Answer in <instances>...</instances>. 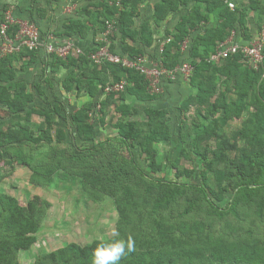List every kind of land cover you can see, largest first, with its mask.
Returning a JSON list of instances; mask_svg holds the SVG:
<instances>
[{
  "label": "rangeland",
  "instance_id": "1",
  "mask_svg": "<svg viewBox=\"0 0 264 264\" xmlns=\"http://www.w3.org/2000/svg\"><path fill=\"white\" fill-rule=\"evenodd\" d=\"M263 21L264 14L257 16V23L253 28L258 29L259 34L261 32L259 26ZM21 25L24 29L35 26L25 23ZM110 29L112 31L114 27L111 26ZM247 33L251 35V31ZM43 35L47 40L48 34ZM108 37L102 35L95 45L105 43ZM76 45L83 53L88 51L85 46ZM122 46L124 45H113L110 41L108 51L122 55ZM25 55L27 54L21 53L15 61L17 68L19 66L23 68ZM147 59L150 60V56ZM147 65H150V62ZM192 75L189 69H186L177 73L175 79L165 81V87L171 85L169 95L158 96L149 102L132 101L130 98L129 103L135 105L137 109L133 116H122L117 113L118 100L108 101L104 113L99 112L94 117L93 138L86 143L77 136L69 119L55 114L52 127L54 137L58 128L67 131V138L62 143L32 144L21 139L0 144V150L5 155L0 159V195H12L26 207L32 225L31 235L37 239L29 249L0 248V264H37L46 254L69 243L86 246L95 240L118 238V203L125 186H130L136 194V203L130 210L132 220L130 233L133 234L135 249L152 246L148 239L160 237V233L155 232V222H159L169 233L167 228L172 225L175 227L182 222L195 221L205 223V231L200 238L184 236L185 234L182 235L181 232H178V237L189 243L183 246L187 251L192 247L201 250L196 253V262L199 258L205 260L208 257L203 245L206 236L222 237L226 242L258 239L264 246V211L262 213L258 211L259 199L251 202L242 201L236 206L235 213L229 211L232 189L239 183V178L235 176L220 180L218 177L220 171L226 170L229 159H233L235 170L238 167L245 172L246 163L252 154H264V146L252 143L250 138L243 136L245 121L252 122L256 119L254 92L250 91L242 116L231 119L226 126L217 127L213 133L215 119L221 115L216 101L222 90H229L227 93L229 102L234 103L238 99L233 83L234 77H239V72L228 70L225 74L212 73L211 67L204 70L196 82L202 81L205 86H210L212 95L204 103L192 100L186 113H183L184 101L197 93V88L192 86ZM227 79L232 81L225 84L224 81ZM48 92L53 102L51 91ZM68 97L70 98L66 103L75 106L76 109L90 101L88 96L76 99L74 93ZM105 98L106 95L99 96V100ZM12 105V109L2 107V123L5 129L28 127L34 136L44 133L47 126L42 115L35 113L30 117L26 116L21 111L22 101L15 99ZM31 106L39 109L49 108L39 97L35 98ZM148 108L165 109L168 110V114L153 121L145 113ZM128 121H134L136 127L142 131L132 154L118 136V129L115 127ZM159 128L169 130L172 137L167 141L153 143V148L157 150L156 159L160 164L158 169L153 170L150 166V157L142 145L146 144L145 136ZM248 128L249 132L254 131L253 125H249ZM99 143H104L103 147L92 148ZM194 147L208 152L212 159L213 166L206 186L210 202L200 191V187H203L204 165ZM18 151L34 158L35 164L42 165L45 170H53L46 176V180H49L47 184L32 183V169L17 160L12 162L14 154L16 156ZM102 164L106 167H102ZM112 172L127 173L126 177L118 179L116 188H112L107 179ZM153 181L177 184L185 189V192L178 196L169 208L155 211L154 203L162 191L156 186L150 192L146 190L147 184ZM222 189L227 191L223 199L219 200L217 195ZM191 202H194L192 207ZM188 208L189 211L185 212ZM222 211L223 215L220 214ZM3 213L5 210L0 205V214ZM13 239L0 230L1 241ZM170 251L174 250L171 248ZM185 263L186 257L182 256L179 264Z\"/></svg>",
  "mask_w": 264,
  "mask_h": 264
},
{
  "label": "trees",
  "instance_id": "2",
  "mask_svg": "<svg viewBox=\"0 0 264 264\" xmlns=\"http://www.w3.org/2000/svg\"><path fill=\"white\" fill-rule=\"evenodd\" d=\"M145 0H106L100 3L103 12L104 29L109 30V23H114L115 30L113 34L108 35V40L117 38L120 35V42L126 43L127 39L136 40L138 32L135 31V18L138 16L139 4ZM229 0H161L155 5V22L160 23L165 20L169 14L180 10L181 6H190L189 12L184 15L175 31L168 33L167 36L172 37V41L165 45L163 53V62L168 69H174L182 62L190 61L194 68V73L191 76L192 86L197 88L195 96H190L184 101L183 113H186L192 100L199 103H204L212 95L210 86H205L204 82H196L202 76V72L211 67L212 73L225 74L228 70L239 72V77H234L233 89L238 95V99L231 103L227 99L229 90H222L217 101V109L221 112L213 124L212 132L214 133L217 127L226 126L233 118L242 116L246 109L247 97L250 96L251 90L254 92V105L256 107L255 121H245L244 137L250 138L252 143H258L264 146V62L258 68H254L245 64L241 56L230 57L218 63L210 60L211 55L221 42L226 41L232 35L233 31L241 32L243 36L248 38L250 35L247 27L248 14L247 11L259 10L260 16L264 14V8L258 9L256 0H250L248 7L242 9L235 7L232 9ZM7 9H5L6 11ZM264 21L259 26L261 31ZM86 27L83 23H75L74 26H68V30L77 29L82 32ZM200 32L195 36L194 31ZM20 30V25L15 24L10 30V33L15 36ZM75 31V30H74ZM71 31L69 33H72ZM143 43L151 45L153 42V32L149 29V25H142ZM245 38V39H246ZM110 39V41H111ZM189 43L186 51H182L183 44ZM113 43V42H112ZM98 46L105 43L97 44ZM114 45V44H113ZM97 51V47L85 52L84 54L75 57L67 56L60 57L57 54H52V71H57L61 67L72 69L63 82V87L67 93L77 90V93L85 91L92 98L86 102L81 108L72 107L63 99L49 101L42 84L35 85V90L40 97L44 99L48 109H39L31 106L35 99V94L30 92L26 82L16 81V68L14 62L19 58V54H12L0 59V144L11 141L24 139L32 144L46 143L47 145L54 142L62 143L67 138V131L63 128L56 130V135L52 134L54 115L61 118L69 119L77 136L84 142H88L93 138L95 125L92 122L94 117L91 113L94 107L101 104L100 112L104 113L105 107L110 100L125 101L127 94L136 96L141 101H152L158 98L157 94H153L150 89L149 80L136 68L126 67L121 63L105 62L104 64H96L91 59V54ZM187 52V53H186ZM29 54L30 61L26 64L35 63L37 60L36 51L27 50L22 54ZM142 55V52L134 47L127 46L122 56L137 57ZM54 56V57H53ZM111 63V64H110ZM25 65V66H26ZM104 66L103 71H99L98 67ZM90 70L89 74L86 70ZM92 71V72H91ZM101 72H104L101 73ZM85 78L87 81L85 82ZM233 79V78H232ZM232 79L224 81L225 84L231 82ZM234 80V79H233ZM125 81L127 83L124 91H111L106 94L104 100H99L100 92L105 93L108 85H116ZM85 82V83H84ZM253 88V89H252ZM22 101L23 107L21 111L28 117L33 114H40L45 118L47 128L44 133L39 136H34L28 127H20L19 129H5L2 123V107L9 109L13 108L14 100ZM116 111L122 116H133L137 109L129 106L127 103H116ZM145 113L153 121L164 118L168 114V110H160L148 108ZM103 122V120H102ZM253 125V132L248 131V126ZM118 129V136L126 145L128 151L132 154L137 147V141L140 138L142 131L136 127L134 121H128L125 124L119 123L115 126ZM245 134V135H244ZM172 137L169 130L162 128L151 131L145 136L146 144L142 145L145 153L150 157V166L152 169H158L160 164L157 162V150L153 148L154 142L170 140ZM104 143H99L96 147H103ZM197 155L203 160L204 170L202 171L203 187L200 191L205 199L210 202L209 195L206 190L208 184V175L212 170V159L208 152L201 151L194 147ZM3 152L0 150V159L4 158ZM18 161L20 164L29 166L32 171L31 182L36 184H47L49 180L47 175H50L52 169H44L40 164H35V159L25 156L21 151L14 154L12 162ZM106 163V162H104ZM102 167H106L102 164ZM246 171L242 172L238 167L235 170L233 159H229L227 168L218 173L220 180L224 178H232L237 176L239 183L232 190L230 209L231 212H236V206L242 201L251 202L254 199H259L258 211H264V154H252L246 163ZM127 173L119 174L112 172L107 176L112 188H116L118 179L126 177ZM158 187L162 192L157 197L154 203V210L167 209L174 203L178 196L183 195L185 189L174 183L156 182L153 181L147 184L146 190L150 192L153 187ZM227 190L222 189L217 195L221 200ZM135 193L130 186H125L123 196L118 203L119 221H118V238L110 240H95L92 244L82 246L77 243H69L66 246L52 251L45 256L37 264H93L94 250L100 244H109L116 239L132 237V220L130 210L136 203ZM0 205L4 208L5 213L0 214V230L8 237L12 236L11 241L3 242L0 240V248L9 250L12 248L29 249L35 242L36 238L32 234V225L27 216L26 207L22 206L19 200L9 194L0 195ZM190 206H194L191 202ZM219 210V208H217ZM189 208L185 212H188ZM223 215V211L220 212ZM155 232L160 233V237L148 239L152 246L143 247L142 249H134L131 253H127L121 258L119 264H179L180 259L186 257L185 264H264V246L260 244L258 239L226 242L222 237L213 238L212 236L204 237L203 245L208 252V257L205 260L199 258L198 262L195 259L196 253L201 252L200 249L192 247L190 250L183 248L189 244L185 239L178 237V232L184 236L200 238L205 231V223L195 221L193 223L182 222L179 225H172L166 228L159 222H155ZM230 227V226H229ZM130 229V230H129ZM170 229V230H169ZM129 231V233H128ZM191 232V233H190ZM181 235V236H182ZM135 244V243H134ZM174 251H170V249ZM194 255V257H192Z\"/></svg>",
  "mask_w": 264,
  "mask_h": 264
},
{
  "label": "crops",
  "instance_id": "3",
  "mask_svg": "<svg viewBox=\"0 0 264 264\" xmlns=\"http://www.w3.org/2000/svg\"><path fill=\"white\" fill-rule=\"evenodd\" d=\"M103 1L106 0H0V12L5 11V9H12L20 24L25 23L27 25H35L43 34H48L49 42L60 44L73 40L76 44L85 46V48L89 51L97 46L95 44L97 40L102 38V35H108V30L107 28L104 29L103 25V19L105 21L107 19L101 15L103 9L100 3ZM160 1L161 0H145L139 4V14L135 18V24L133 27L135 31L138 32L136 40L127 39L126 43L122 44L120 42V35H118L115 39L110 38L111 42H113L114 45H124L121 47L123 51L127 46L134 47L142 52V55H145L146 57L150 56L152 59L156 54V49L160 40L167 38L170 31H175V27L181 18L189 12L190 8V6H181L180 10L169 14L168 17L163 20L160 25H158L155 22L154 15L155 5ZM231 1H233L239 9L250 5V0ZM256 2L259 7L258 9L264 8V0H256ZM257 11L259 10L250 9L247 11V27L248 32L251 31V35L246 38L241 32H238V36L242 39H256L259 36V32L257 31L258 29L255 30V28H253L257 23V16L260 14ZM78 22L86 25L82 32L77 29L68 30V26H74L75 23ZM144 23H147L149 25V29L153 32V42L151 45L144 44L142 40V25ZM71 31L74 32L69 33ZM199 32L200 29L194 31L193 34L197 36ZM36 55L38 57L36 62L28 65L26 64L30 61V56L29 54L25 55L22 63L23 68L20 66L17 68L16 62H14L17 73L16 81L26 82L28 84L29 91L35 94V98L39 97L43 102H45L35 90V85L39 83L42 84V90L45 91L49 101H51V98L49 97L50 93L48 91H51L53 97L52 99L55 101L56 99H63L66 102L70 98L68 95L72 93L75 94L76 99H79L80 97L82 98V96L83 98L86 96L90 97L85 91H82L79 94L77 93V90L67 93L63 87L65 78L72 69H75V66L70 68L61 67L57 71H52V67L50 66L52 63V57L46 51L44 44H42L36 51ZM103 68L104 66H99L98 70L102 71ZM89 71L90 70L87 69L86 73L89 74ZM101 73L104 74V72ZM84 81L86 82L87 78H85ZM166 88L170 90L165 89L162 96L167 94L169 95L171 85H167ZM98 95L104 96L106 93L100 92ZM130 98L132 101L149 102L141 101L136 96L127 94L126 100L120 102L118 101V104L125 102L129 106L135 107V105L129 103ZM90 100H92L91 97Z\"/></svg>",
  "mask_w": 264,
  "mask_h": 264
},
{
  "label": "built area",
  "instance_id": "4",
  "mask_svg": "<svg viewBox=\"0 0 264 264\" xmlns=\"http://www.w3.org/2000/svg\"><path fill=\"white\" fill-rule=\"evenodd\" d=\"M229 6L235 9L236 4L229 0ZM19 24V32L13 36L10 33L13 25ZM111 26L114 29L111 31ZM115 30L114 23H109L108 35L113 34ZM238 32L233 31L229 39L221 42L216 48L215 52L211 55L210 60L214 63H218L224 59L230 57L241 56L242 61L254 68H258L264 62V25L256 39L245 40L238 36ZM172 41V37L168 36L165 39H161L155 56L148 60L145 55L137 57L122 56L118 53H110L108 46L110 40L106 39L105 45L97 47V51L91 54V59L96 64H104L105 62L121 63L126 67L136 68L142 74L146 76L150 83V89L153 94L163 95L165 92V81H171L175 79V76L180 71L189 69L190 74L194 73V68L190 61L181 63L174 69H168L163 62V53L165 45ZM44 44L48 54H57L60 57H67L69 55L78 57L83 51L77 47L75 41L70 40L64 43L49 42V37L46 40L43 33L36 27L31 26L30 29H24L15 17L12 9L0 12V59L12 55L25 52L27 50L37 51L39 47ZM186 41L183 44L182 51H186L188 46ZM150 62V65L147 63ZM127 83L125 81L116 85H108L105 89L106 93L111 91H124L126 90ZM101 104L94 107L91 117L97 116L100 112Z\"/></svg>",
  "mask_w": 264,
  "mask_h": 264
},
{
  "label": "clouds",
  "instance_id": "5",
  "mask_svg": "<svg viewBox=\"0 0 264 264\" xmlns=\"http://www.w3.org/2000/svg\"><path fill=\"white\" fill-rule=\"evenodd\" d=\"M113 235H117L113 233ZM135 245L132 237L126 241L116 239L109 244H100L94 250L93 264H119V261L127 253L134 251Z\"/></svg>",
  "mask_w": 264,
  "mask_h": 264
},
{
  "label": "bare ground",
  "instance_id": "6",
  "mask_svg": "<svg viewBox=\"0 0 264 264\" xmlns=\"http://www.w3.org/2000/svg\"><path fill=\"white\" fill-rule=\"evenodd\" d=\"M95 39V38H94ZM112 48V47H111ZM113 50V49H112ZM54 57V56H53ZM111 64V63H110ZM116 64V63H115ZM55 76V75H54ZM64 78V77H63ZM65 93V92H64ZM84 101V100H83Z\"/></svg>",
  "mask_w": 264,
  "mask_h": 264
}]
</instances>
